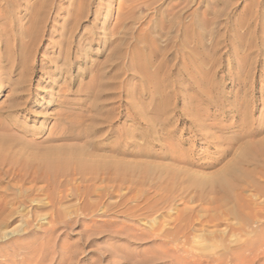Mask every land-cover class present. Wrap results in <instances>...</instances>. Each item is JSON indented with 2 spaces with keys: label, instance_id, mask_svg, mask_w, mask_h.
<instances>
[{
  "label": "rangeland",
  "instance_id": "rangeland-1",
  "mask_svg": "<svg viewBox=\"0 0 264 264\" xmlns=\"http://www.w3.org/2000/svg\"><path fill=\"white\" fill-rule=\"evenodd\" d=\"M0 80V264H264V0H0Z\"/></svg>",
  "mask_w": 264,
  "mask_h": 264
},
{
  "label": "bare ground",
  "instance_id": "bare-ground-1",
  "mask_svg": "<svg viewBox=\"0 0 264 264\" xmlns=\"http://www.w3.org/2000/svg\"><path fill=\"white\" fill-rule=\"evenodd\" d=\"M196 23L198 24V21H196ZM197 24H195V21L190 25V27H191V30H185V36L189 39H195V40H197L198 41V43H201V41H202V39H204V32H202V31H199L198 29H196V28H194V25H196L197 26ZM205 31V30H204ZM151 52V51H150ZM195 52V51H194ZM151 55V54H150ZM149 54H146V55H141V54H139L138 53V51H137V55H136V57L133 59V63H132V65L134 66V68H136L137 70H138V72L140 73V74H142L143 76H147V77H150V78H152V79H158L159 78V75H160V72H159V70H156L155 69V71L154 72H150L149 71V67H151L152 65H155V64H153V62L151 61V59H150V56ZM152 57V56H151ZM161 71V70H160ZM165 77V76H164ZM1 81V80H0ZM3 83V82H2ZM11 92H13V91H11ZM13 95V94H12ZM20 101V100H19ZM61 102V101H60ZM19 104H18V102H13L12 104H11V106L9 107V114L11 115V122L10 123H8V124H4V123H2V122H0V128H2L3 130H6L7 132H9V134H7L6 133V135L5 134H0V153L2 152V153H6V152H8L9 151V149H11V148H13V146L14 145H16L17 143H19V142H22V143H26V142H28V144H30L31 142H32V140H29V139H25L29 134H28V132L27 131H24V130H22V129H19L18 128V126H19V123L17 122V116H16V109H18L19 107ZM2 133H4V132H2ZM12 138V139H10V137ZM12 141V142H9V141ZM11 143V144H10ZM39 145H41V144H39ZM70 145V144H69ZM35 146H36V144H35ZM42 146V145H41ZM44 147V146H43ZM52 147V146H51ZM21 148V147H20ZM24 148V147H23ZM37 148V147H36ZM41 148V147H40ZM49 148H50V146H49ZM25 149V148H24ZM38 149V148H37ZM45 149V148H44ZM48 149V148H47ZM52 149V148H51ZM67 149V148H66ZM18 150V149H17ZM46 150V149H45ZM23 151V150H22ZM26 151V150H25ZM33 151V150H32ZM51 151V150H50ZM49 151V152H50ZM55 151V150H54ZM61 151H63V150H61ZM36 152H38V154H39V151H36ZM41 153H42V151H40ZM31 153V152H30ZM52 153V152H51ZM50 153V154H51ZM63 153H65V152H63ZM37 154V155H38ZM43 154H45V155H41L40 156V158H41V160H42V164L44 163V165L46 166V168H49V167H52L55 163H58V162H60V157H55V156H51L50 154H46V153H43ZM60 154V153H59ZM5 155H7V154H5ZM27 155H28V152H27ZM31 155V154H30ZM32 155H35L34 153L32 154ZM40 155V154H39ZM68 155H70L69 153H68ZM67 155V156H68ZM35 157V156H34ZM30 158V157H29ZM17 160V159H16ZM61 160H63V159H61ZM124 161H126V160H124ZM34 165V164H33ZM122 165V164H121ZM20 167V166H19ZM22 168V167H21ZM31 170V169H30ZM55 170V169H54ZM41 172V171H40ZM239 173H241V172H239ZM129 175V174H128ZM17 176V175H16ZM121 176H124V175H121ZM245 181V180H244ZM173 189V188H172ZM139 218V217H138ZM179 220V219H178ZM174 224V223H173ZM178 225V224H177ZM188 226V225H187ZM192 227V226H191ZM188 229V228H187ZM165 236V235H164ZM158 239V238H157ZM173 240V239H172ZM171 240V241H172ZM174 241H175V239H174ZM173 242V241H172ZM174 243H172V245H173ZM174 247H170V249L172 250V251H178L179 250V247H177L176 246V244H174L173 245ZM185 248V247H184ZM194 252H195V250H194ZM168 253H170V252H168ZM240 253V252H239ZM238 253V254H239ZM242 253H243V251H242ZM202 254V253H201ZM233 253H231V255H232ZM237 254V255H238ZM249 254H251V253H249ZM195 253H192L191 251H185V256H186V258H189V257H195ZM197 256V255H196ZM200 256V255H199ZM236 256V255H235ZM240 256H241V254H240ZM217 257V256H216ZM216 257L215 256H213V259H216ZM238 257V256H237ZM147 259H149V258H147ZM197 259H199V258H197ZM196 260V259H195ZM220 260V259H219ZM146 263V262H145ZM157 263V262H156Z\"/></svg>",
  "mask_w": 264,
  "mask_h": 264
}]
</instances>
